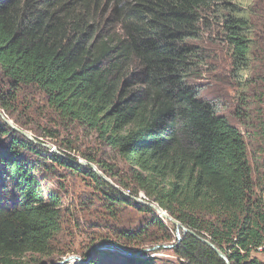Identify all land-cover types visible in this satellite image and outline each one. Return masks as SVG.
<instances>
[{
	"label": "trees",
	"instance_id": "1",
	"mask_svg": "<svg viewBox=\"0 0 264 264\" xmlns=\"http://www.w3.org/2000/svg\"><path fill=\"white\" fill-rule=\"evenodd\" d=\"M263 5L264 0H0V75L11 86L0 88V108L12 116L18 91L35 87L57 123L96 134L128 168L126 173L83 156L116 184L134 195L143 191L149 202L214 243L231 264H264L253 255L264 244V173L258 193L245 135L230 120L220 86L231 83L242 94L264 85ZM220 48L229 55L222 73ZM240 100L232 113L256 129L251 116L240 112L250 108L247 99ZM21 127L56 137L33 123ZM60 148L64 155L0 117V264H32L34 254H49L61 231L62 201L52 188L42 196V175L54 166L93 177L109 208L110 202L136 203L141 214L157 212L78 163L70 142ZM154 224L166 226L160 216ZM182 236L174 246L182 264H226L196 236ZM172 237L157 243L173 244ZM154 259L135 256L127 264Z\"/></svg>",
	"mask_w": 264,
	"mask_h": 264
},
{
	"label": "rangeland",
	"instance_id": "2",
	"mask_svg": "<svg viewBox=\"0 0 264 264\" xmlns=\"http://www.w3.org/2000/svg\"><path fill=\"white\" fill-rule=\"evenodd\" d=\"M260 8L264 24V5ZM256 23L260 24V22ZM218 50L217 54L220 57L218 64L221 66L219 72L222 73L224 61L229 59V55L221 52L224 50L222 48ZM262 58L264 59V50L262 51ZM220 86L225 88L226 91V97L222 100L228 104L226 109L231 111L230 120L245 135L249 160L254 169L255 191L259 193L261 188L258 184L262 179L259 181L258 178L264 173V85L242 91V94H240L241 90L235 88L231 83L226 85L221 83ZM1 87L11 88L0 75ZM0 93H2L1 89ZM242 97L245 100L247 99L246 102H248L250 108L246 111L240 110V112L251 116V120L254 121L258 131L255 127H247L241 123L238 117L232 113V109L237 108ZM14 106L15 111H13L12 116L9 115L11 112L7 114L0 108V117L3 120L5 118L10 120L16 127L29 133L34 138L32 141L37 144L45 146L51 152L64 155L61 151L64 148L61 149L60 147L70 142L73 149L69 152L78 157V163L84 161L92 163L83 157L91 154L96 156L97 159L113 163L114 166L124 169V172L128 173V168L117 162L116 154L111 152L96 134L89 133L86 136L78 126L70 125V128L67 129L63 124L57 123L56 115L49 110L45 98L35 87L20 89ZM16 119L20 122L19 124H17ZM24 121L29 122V124L33 123L34 127L32 128L37 131L54 132L56 137L51 139L49 136H39L31 129L21 127V123ZM18 132L22 134L20 131ZM253 132H257L258 135ZM95 166L97 167V165ZM53 168L54 172L50 171L42 175V181L44 182L42 196L45 198L50 195L47 188H52L51 194L60 196L62 201L60 206L61 231L51 241L49 254L41 256L34 254L35 258H33L32 264H127L130 263V258L135 256L144 260L155 258L152 264H182V260L174 253L177 239L173 244L157 243L160 238L165 236L177 238V230L174 233L172 232L171 221L161 216L155 207L151 206L157 212L147 211L142 214L140 213V205H136V203L135 205L125 206H117L116 204L115 206V202H110V204L113 203V206L109 208V202L103 190L99 189V183L93 177L86 173L70 172L61 166H54ZM97 170L103 173L98 168ZM107 178L110 187L120 190L129 200L140 203L145 202L143 204L148 203V206H150L149 203L157 206V204L148 201L143 191H140L138 195H134L131 190L123 188L109 177ZM260 185H263V182H260ZM160 209L169 214L161 207ZM158 216L165 220L167 227L163 226L159 229L155 226V219ZM143 231H146L147 234H141ZM130 233L140 237V240L137 237L134 238ZM63 253L67 256L63 257ZM94 260L95 263H93Z\"/></svg>",
	"mask_w": 264,
	"mask_h": 264
},
{
	"label": "water",
	"instance_id": "3",
	"mask_svg": "<svg viewBox=\"0 0 264 264\" xmlns=\"http://www.w3.org/2000/svg\"><path fill=\"white\" fill-rule=\"evenodd\" d=\"M5 122L7 124L11 125V127L13 129L20 131L22 134H24L30 140H34V138L29 133H27L24 130L19 129L18 127H16L10 120H8V119L5 118ZM80 164L91 167V169L93 171H95L96 173H98L99 176H101L102 178H104L105 180L108 181V178L103 173L99 172L97 170V167L94 164H92L90 162H87V161L80 162ZM141 201H143V200H141ZM143 203H145V202H143ZM146 204H148V203H146ZM149 205L152 206V207H155V209L158 211V213L161 216L168 218V220L172 221V223L177 226V239H178V241H181V239H182V234H181L182 232H181V230L183 231V233H191L192 235L196 236L197 238H199L200 240H202L204 243H206L207 245H209L211 248H213L217 252V254L226 262V264H231L229 257L222 250H220L214 243H212L210 240L199 236L196 232H194L193 230H191L190 228H188L187 226H185L184 224H182L180 221L174 219L169 214L161 211V209H160V207L158 205L157 206H155V205L153 206V204H151V203H149Z\"/></svg>",
	"mask_w": 264,
	"mask_h": 264
},
{
	"label": "crops",
	"instance_id": "4",
	"mask_svg": "<svg viewBox=\"0 0 264 264\" xmlns=\"http://www.w3.org/2000/svg\"><path fill=\"white\" fill-rule=\"evenodd\" d=\"M253 255L259 258L260 260L264 261V250H256L253 252Z\"/></svg>",
	"mask_w": 264,
	"mask_h": 264
},
{
	"label": "built area",
	"instance_id": "5",
	"mask_svg": "<svg viewBox=\"0 0 264 264\" xmlns=\"http://www.w3.org/2000/svg\"><path fill=\"white\" fill-rule=\"evenodd\" d=\"M258 250H264V244L258 248Z\"/></svg>",
	"mask_w": 264,
	"mask_h": 264
}]
</instances>
